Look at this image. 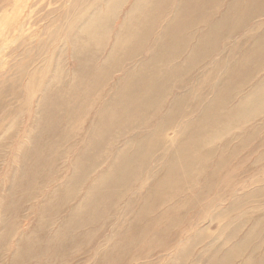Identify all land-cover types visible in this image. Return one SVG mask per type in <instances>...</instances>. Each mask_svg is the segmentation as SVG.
Segmentation results:
<instances>
[{"label": "bare ground", "instance_id": "bare-ground-1", "mask_svg": "<svg viewBox=\"0 0 264 264\" xmlns=\"http://www.w3.org/2000/svg\"><path fill=\"white\" fill-rule=\"evenodd\" d=\"M43 1L0 0V264H264V0Z\"/></svg>", "mask_w": 264, "mask_h": 264}, {"label": "rangeland", "instance_id": "rangeland-1", "mask_svg": "<svg viewBox=\"0 0 264 264\" xmlns=\"http://www.w3.org/2000/svg\"><path fill=\"white\" fill-rule=\"evenodd\" d=\"M17 1V0H16ZM97 2H99V0H97ZM59 5H61V3L59 2L58 3ZM130 5H132V4H129L128 6H130ZM128 6H126L125 8H124V11H126V9L128 8ZM9 10H11L12 9V6H9V7H7ZM7 8H6V10H7ZM54 8H56L55 7V4L54 3H51V0H45V1H43V3H42V13H40L39 12V16L41 17V14H43V15H45L46 13L48 14L49 13V11H50V9L52 10V9H54ZM3 13H6L5 12V8H3ZM53 11V10H52ZM123 11V10H122ZM29 12H30V10L28 11V14H29ZM174 12V11H173ZM46 14V15H47ZM260 14H264V11L262 10V12L260 13ZM0 15H1V13H0ZM123 15H124V13L122 14V16H121V19H120V21L122 20V23H123ZM18 15L15 17V19L17 20L18 18ZM218 18V17H217ZM31 20H33V19H31ZM119 21V20H118ZM117 21V22H118ZM118 22L117 23V26L115 27L116 29H115V31L117 30V28L120 26V25H122L121 24V22ZM263 23H264V21H263ZM37 28V25H35L34 26V29H36ZM226 33V32H225ZM237 39H234L233 41L232 40H225L224 42H222L221 43V46H222V44H224V45H228V46H231L230 47V50L229 51H231L232 50V48H233V45L234 44H236L237 42ZM249 44V43H248ZM227 46V47H228ZM110 49V46L108 47V50ZM228 51V52H229ZM242 53L243 52H240V55H239V57L242 55ZM227 55H228V53H227ZM231 55V54H230ZM105 56V55H104ZM103 56V57H104ZM140 59V58H139ZM69 63V64H68ZM68 63H66V65H67V67H66V69H67V71H68V69L70 68V70L72 71V69H71V63H70V60H68ZM170 68H172V66L170 67ZM70 73H72V72H70ZM124 76L125 75V72L122 74L121 73V76ZM115 80H116V78H115ZM114 80V81H115ZM193 84H194V80H193ZM193 84H191V85H193ZM179 91L178 90H176L174 93L175 94H177ZM172 94H173V92H172ZM137 95L139 96L140 95V92L139 91H137ZM35 99V100H37V92H36V94H35V96L34 97H30V98H28L29 99V101H30V99ZM24 99H27L26 97L24 98ZM39 99V98H38ZM41 100V99H40ZM241 100H236V104H238L239 102H240ZM164 102V101H163ZM167 102V105H169L168 103H171L172 101L170 100V98H168V100L166 101ZM166 102H165V104H166ZM230 106V105H229ZM203 107H204V105H203ZM234 107V104L233 105H231L229 108H233ZM28 117V115H26L25 116V118H27ZM2 119V116H1V118H0V120ZM24 124H26V123H24ZM252 124H249V126L248 127H250ZM26 126V125H25ZM25 126H23L22 128H21V130H22V132H21V137H22V140H23V138H24V134L27 132V129L26 130H24L25 129ZM3 129H4V127H0V135L3 133ZM153 129H155V127L153 128ZM142 132V131H141ZM140 132H136V133H134L133 135H138ZM24 135V136H23ZM132 135V136H133ZM18 140L20 141V138L18 137V138H15L14 140H12L11 142L10 141H8V142H5V143H3V146L5 145V146H11L14 142L16 143V145H17V143H18ZM85 142H86V140H85ZM233 145H236L235 144V142H233ZM16 153H17V147L15 148V150L13 151V152H11V156L10 157H12V159L11 158H9L10 159V162H12L13 163V161H14V157L16 156ZM5 155H7V154H5ZM74 155V154H73ZM13 160V161H12ZM68 162H70V159L68 160ZM154 162H155V158H153L152 159V161H151V164L153 165L154 164ZM214 163H215V161H214ZM6 166V165H5ZM104 169V168H103ZM1 172H2V168H0V174H1ZM3 179H2V177H0V181H2ZM144 180V179H143ZM64 182V180H61L60 181V183H63ZM87 185V184H86ZM51 190V189H50ZM84 194V193H83ZM80 196L81 197H84V195H82L81 193H80ZM131 198H132V196L131 195H126L125 197H121L120 199H121V204L124 202V203H129L130 202V200H131ZM37 203H38V201H37ZM70 205H72V204H70ZM31 207L32 206H34V203H32L31 205H30ZM120 206V205H119ZM27 208V205L25 206V209ZM118 217H119V215H118ZM118 219H120V218H118ZM117 220V219H116ZM117 222H118V220H117ZM148 222V219L144 222V223H142V226H144V224H146ZM109 235V233L108 234H106V237ZM16 241V240H15ZM141 249H148V245L146 244V243H143L140 247H138V248H136V251L137 252H139ZM147 251V250H146ZM148 251H150L149 249H148ZM177 251V248H175V249H172L171 251H169V253H168V255H171V254H173V252L175 253ZM200 253V251H199V249L198 250H196L195 251V255L197 256L198 254ZM157 257H155L154 258V260L152 261L153 263H154V261H157V260H159V258L158 259H156Z\"/></svg>", "mask_w": 264, "mask_h": 264}]
</instances>
